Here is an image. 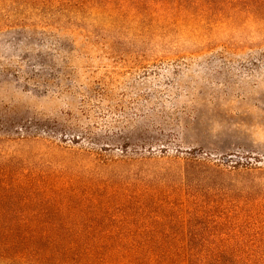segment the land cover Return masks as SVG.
<instances>
[{"label": "rangeland", "instance_id": "374dc122", "mask_svg": "<svg viewBox=\"0 0 264 264\" xmlns=\"http://www.w3.org/2000/svg\"><path fill=\"white\" fill-rule=\"evenodd\" d=\"M5 237L264 264V0H0Z\"/></svg>", "mask_w": 264, "mask_h": 264}, {"label": "trees", "instance_id": "16d2710c", "mask_svg": "<svg viewBox=\"0 0 264 264\" xmlns=\"http://www.w3.org/2000/svg\"><path fill=\"white\" fill-rule=\"evenodd\" d=\"M47 239L44 237H5L0 238V249L4 250L3 257L10 260H19L20 262L33 261L35 264H41L47 258H52L53 251L47 246ZM161 258L164 262L169 257ZM124 264H156V261L146 257H135L132 261H123ZM159 264V263H158Z\"/></svg>", "mask_w": 264, "mask_h": 264}]
</instances>
